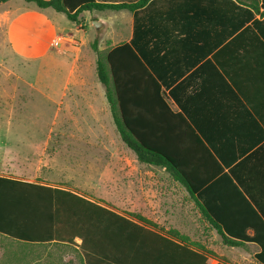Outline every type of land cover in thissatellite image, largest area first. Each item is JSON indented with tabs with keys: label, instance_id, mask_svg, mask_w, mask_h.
I'll list each match as a JSON object with an SVG mask.
<instances>
[{
	"label": "crops",
	"instance_id": "obj_1",
	"mask_svg": "<svg viewBox=\"0 0 264 264\" xmlns=\"http://www.w3.org/2000/svg\"><path fill=\"white\" fill-rule=\"evenodd\" d=\"M170 1L150 2L136 11H85L82 13L83 26L71 20L69 24L64 17L66 13L41 7L34 1L0 2V52L6 49L18 59L36 64L38 71L56 70L49 88L53 104L52 126L59 129L62 105L59 70L63 50L72 45L71 41H79L86 47L99 38V48L103 51L131 42L137 30L148 31L155 22L164 26V17L172 6ZM229 4L224 0H196L195 10L201 18L198 30L204 37L195 45L196 56L171 54L159 57L156 52L154 58H149L151 48L157 46L155 42L151 41L150 45L149 41L141 40L140 46L154 75L164 81L171 110L180 114V119L164 123L171 129L170 138H177L183 144H196L202 153L200 155L197 150L196 176L200 179L211 176L210 184H207L209 190L223 197L226 206L242 207L247 236H255L258 232L259 242H247L244 247L234 248L245 249L247 259L264 264L256 259L257 254H264V8L255 18H247V40L238 43L243 47L241 51L235 49L238 45L235 43L226 48L230 46V40L218 43L223 33L234 28L235 9ZM179 7L186 9L182 1ZM250 10L254 11L247 7V16ZM86 12L93 16L91 26ZM220 15L225 19L223 24L218 21ZM96 19L106 23L103 34L96 32L93 25ZM91 30L95 34L93 40L89 37ZM76 62L78 65L68 74V80L72 82L71 86L86 87V80L78 70L82 59L78 56ZM95 66L97 68V54L90 59V67L94 69ZM24 71H32L31 66ZM13 72L17 71L10 69L0 73L10 79ZM26 84L35 87L29 79ZM94 88L88 92L70 90L68 98L73 111L87 108L98 112L102 105L103 109L107 108V101L98 99V90ZM15 90L18 91L16 86L12 94L10 89L0 88V111L17 109L19 95ZM6 116L7 119L0 117V178L73 191L111 208L151 233L141 232L121 219L110 221L113 226L110 233H106V220L99 218L97 235L91 241L94 250L89 252L81 248L79 238L73 242H32L0 233V264H188L186 251L172 242L207 254L211 264H231L220 252L221 245L225 246L222 236L203 216L188 188L167 168L148 164L149 167L143 169H121L114 180L115 189L106 190L101 186L100 197L94 198L60 183L58 164L53 162L52 156L48 158L50 161L45 160L48 138L27 133L13 135L12 115ZM1 120L8 121L3 124ZM97 121L100 123L101 120ZM176 127L179 130L173 131ZM36 145L40 146L35 148ZM35 149L41 151L36 165L32 162L36 159ZM112 181L113 178L101 177L99 182L109 187ZM10 186L8 182L0 181V194H8ZM204 187L201 185L198 190H204ZM238 190L245 195L247 203L241 201L242 204L236 205L234 198ZM211 202L218 206L215 196L211 197ZM122 234L124 240L120 239ZM13 243L19 247H11Z\"/></svg>",
	"mask_w": 264,
	"mask_h": 264
},
{
	"label": "trees",
	"instance_id": "obj_2",
	"mask_svg": "<svg viewBox=\"0 0 264 264\" xmlns=\"http://www.w3.org/2000/svg\"><path fill=\"white\" fill-rule=\"evenodd\" d=\"M5 1L8 0H0ZM27 1L64 12L69 20L82 26V13L85 11L107 9L136 11L150 2H158V0L123 3H104L98 0ZM181 1L185 3L186 9L180 10ZM224 1H228L229 7L235 9L234 28L223 33L224 36L220 37L218 43L230 40L228 43L230 46H226L229 48L234 43L237 45L247 40V18H255L256 13L264 8V0ZM195 2L196 0H171L172 6L166 12L164 26L155 22L148 31L137 30L131 42L103 51L99 48L100 39L97 38L92 44L97 54V74L105 89L118 133L138 160L141 163L167 168L188 188L203 216L222 236L223 245L244 247L247 242L260 241L258 232L255 236H247V222L244 223L242 207L226 206L223 197L212 193L209 190L210 185H207L210 184L208 180L211 176L205 179L196 176L198 171L196 144L193 142L183 144L179 143L177 138H170L171 129L164 123L174 118L180 119V114L171 110L168 95L163 88L164 81L154 75L146 57L144 58V49L140 46L141 40L144 43L155 42L157 46L151 48L149 58H154L156 52L159 57L171 54L196 56L195 45L204 37L198 30L201 18L197 16ZM247 7L254 10H250L248 16ZM218 21L223 24L225 19L220 15ZM235 47L236 50L243 51L239 44ZM172 130L178 131L179 127ZM199 154L202 155L200 151ZM0 181H6L11 185L8 194H0V233L13 238L32 242L51 240L73 242L79 238L82 240L81 248L89 252L94 250L91 241L97 235L99 218L106 220L104 225L107 227L106 233H110V227L113 225L109 223L113 219H121L127 225L138 227L141 232L151 233L150 230L135 224L111 208L73 191L4 178H0ZM201 185L208 188L198 190ZM236 193L237 197L234 198L236 205L241 201L247 203V198L240 190ZM212 196L217 198L218 206L212 205ZM120 239L124 240L123 234ZM172 244L186 251L188 264H211L207 254L197 252L189 246L174 242ZM256 259L264 263V254H257Z\"/></svg>",
	"mask_w": 264,
	"mask_h": 264
},
{
	"label": "rangeland",
	"instance_id": "obj_3",
	"mask_svg": "<svg viewBox=\"0 0 264 264\" xmlns=\"http://www.w3.org/2000/svg\"><path fill=\"white\" fill-rule=\"evenodd\" d=\"M95 13L98 12L95 11ZM64 17L70 24L69 18L66 15ZM85 17L91 26L92 14L86 12ZM114 26L118 28V24ZM94 36L95 34L91 30L89 37L92 39L90 40H93ZM105 41H103V45H105ZM71 42L72 45L63 50L65 52L60 55L59 84L62 105L59 129L52 126L53 104L51 102L52 92L49 88L53 82L52 74L55 75L56 70L51 68L49 70L42 69V72L38 71L40 69L36 64L33 65L21 58L18 59L13 54L7 53L6 49H2V53L0 52V72H6L10 69L17 72H13L14 75H11L10 79L5 74L0 73V88L7 91L10 89L11 93L14 94V87L16 86L18 91L15 90V93L19 96L17 109L12 111L3 109L4 111H0V117L7 119L6 115H12L13 135L27 133L29 136L48 138L49 144L46 145L45 160L48 161V158L52 156L53 162L58 164L60 183L76 188L79 192L91 197L99 198L101 186L106 190L115 189L114 180L117 171L124 168L143 169L149 165L138 160L136 154L122 141L118 133L105 89L98 78L97 68L96 66L94 69L90 67L91 57L93 55L96 57L92 48L93 43L84 47L79 41ZM73 46L80 48L75 49ZM78 56L82 59L78 70L82 73L83 79L86 80V87L71 86L72 82L70 83L67 77L78 65L76 62ZM28 66H31L32 71H24ZM28 79L35 83V87L26 84ZM94 86L98 90V99L107 101V108L103 109L102 105V110L98 112L87 108L85 110L82 108L79 112L73 111V107L69 105L70 90H86L88 92L90 88L95 89ZM47 88H49V92H46ZM25 97L26 104H24ZM97 119L101 120L100 123ZM1 121L4 124L8 120ZM38 146L40 145H36L35 148ZM33 153L36 159L32 162L36 165L38 163L37 156L41 151L35 149ZM110 174L115 176H110ZM101 177L107 180L113 178L109 187L99 182ZM90 184H94V186H87ZM10 246L19 247V244L13 243ZM220 252L231 264H257L255 260L247 259V251L243 248L222 247L221 245Z\"/></svg>",
	"mask_w": 264,
	"mask_h": 264
},
{
	"label": "water",
	"instance_id": "obj_4",
	"mask_svg": "<svg viewBox=\"0 0 264 264\" xmlns=\"http://www.w3.org/2000/svg\"><path fill=\"white\" fill-rule=\"evenodd\" d=\"M93 25L96 29V32L98 34H103L105 27H106V23L100 19H96L93 21Z\"/></svg>",
	"mask_w": 264,
	"mask_h": 264
}]
</instances>
